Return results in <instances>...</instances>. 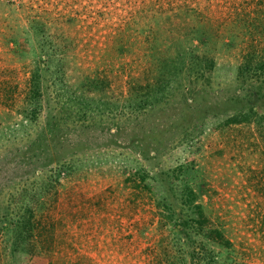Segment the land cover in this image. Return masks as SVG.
I'll return each instance as SVG.
<instances>
[{
    "label": "rangeland",
    "instance_id": "obj_1",
    "mask_svg": "<svg viewBox=\"0 0 264 264\" xmlns=\"http://www.w3.org/2000/svg\"><path fill=\"white\" fill-rule=\"evenodd\" d=\"M245 54L264 0H0V264L196 263V203L219 261L264 264V95L221 122Z\"/></svg>",
    "mask_w": 264,
    "mask_h": 264
},
{
    "label": "trees",
    "instance_id": "obj_2",
    "mask_svg": "<svg viewBox=\"0 0 264 264\" xmlns=\"http://www.w3.org/2000/svg\"><path fill=\"white\" fill-rule=\"evenodd\" d=\"M235 79L241 84V92L238 91V98L237 100H242L243 103H246V105L241 106L239 109H237V111L231 112L230 114L228 112H226L228 115L222 119L221 122H223V124L228 125L231 123H241L246 121L249 117L250 114L252 113V115L256 114L257 112H259L260 107L262 106V100H263V95H264V61H258L254 58V56H251L249 54H245L243 55V58L241 59L240 63L237 64L236 67V71H235ZM245 83L248 87H245ZM30 99L33 97V95H35V98H38L39 95V90L35 87V88H30ZM35 98L33 97L32 99L34 100L32 103L33 106L31 107L32 112H30V114H27L26 111V119L29 120V115L31 117V114H35L36 110L40 108L38 99L35 100ZM28 104V102H27ZM184 189H188L185 193V196L183 194V197L189 202V203H193V201L195 200V195L194 192L192 191V189L188 186H186ZM26 213L29 211V208L26 207ZM191 208V209H190ZM189 211L188 213V219L187 217H185V215H182L179 220H177L175 222V231L178 232L180 234V236L186 235L187 237H196L197 235H201L204 238V242L199 244V251H195L194 249H192L191 251H189V256L193 259L195 257H199V258H195L197 260V262H193L191 261L190 264H198L200 261L205 260V264H241V263H237V262H230L227 263L226 261L227 258H225V260L223 261H219L217 255H219V253L217 254V251H215L213 249L212 245L215 246H220L223 247L222 242L218 241V240H223L225 244L228 245V241H226V239H224L222 237V233L217 229L214 228L212 229L213 231H208L207 233H205L201 228V224L199 222H197L196 219V215L198 216V211H199V205L198 203L189 206ZM25 213V214H26ZM32 213L30 212L27 216V218H24L23 221H21V223L19 224V226L21 224H23V226L28 229L29 227H31V215ZM188 221H194L197 223H192L194 224V227H192L191 222H189L187 224ZM196 226V227H195ZM187 227H190V230H187ZM213 235L216 237V239L218 240H214ZM223 249V248H222ZM224 251H226L225 249H223ZM221 254V252H220ZM168 263L166 264H172L170 263V261H167ZM183 262V261H182ZM182 262L178 261L176 264H183ZM27 264V263H25ZM245 264V263H244Z\"/></svg>",
    "mask_w": 264,
    "mask_h": 264
}]
</instances>
